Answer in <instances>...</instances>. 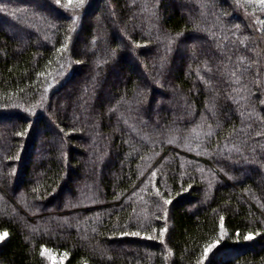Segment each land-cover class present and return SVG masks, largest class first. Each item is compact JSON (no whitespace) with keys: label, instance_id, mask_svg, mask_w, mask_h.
I'll list each match as a JSON object with an SVG mask.
<instances>
[{"label":"trees","instance_id":"obj_1","mask_svg":"<svg viewBox=\"0 0 264 264\" xmlns=\"http://www.w3.org/2000/svg\"><path fill=\"white\" fill-rule=\"evenodd\" d=\"M2 123L0 264H264V0H0Z\"/></svg>","mask_w":264,"mask_h":264},{"label":"rangeland","instance_id":"obj_2","mask_svg":"<svg viewBox=\"0 0 264 264\" xmlns=\"http://www.w3.org/2000/svg\"><path fill=\"white\" fill-rule=\"evenodd\" d=\"M117 14H119V12H118V10H117V8H115V16H117ZM101 15V14H100ZM99 18H100V16H99V13L98 14H95V15H93V16H90V17H88V20H90V21H92L93 23H96V24H98L99 26L101 25V22H100V20H99ZM99 38H100V35H99ZM83 46H82V49H84V50H86V49H88V47L85 45V44H82ZM90 49V48H89ZM95 60H97V59H95ZM147 70H149V69H147ZM75 83L73 82L71 85H70V91L72 90V89H74V91H71L70 93H69V95H65L64 97H62L61 99H60V103H59V105L56 107V110L57 109H59L60 111H62L63 109H64V107L67 105V104H70V103H72V101H74L75 99H77L78 98V96H79V91H77L76 90V86L74 85ZM79 90H80V88H78ZM156 96H159V95H157L156 94ZM160 97V96H159ZM74 111V110H73ZM154 113L153 114H155V110L153 111ZM5 125H6V123L4 124V123H2L1 125H0V132H3V129H2V127H5ZM61 146H58V148L59 149H61L60 148ZM63 151V149L61 150V152ZM60 152V151H59ZM87 170H88V166L86 165V166H84V168H83V172H87ZM73 184H75V181L73 182ZM64 197H65V199L67 198V194L66 193H64ZM46 255H47V257H48V260L51 262V264H62V262H63V259H62V257L61 256H56L55 254H53V253H51L49 250L48 251H46Z\"/></svg>","mask_w":264,"mask_h":264},{"label":"snow or ice","instance_id":"obj_3","mask_svg":"<svg viewBox=\"0 0 264 264\" xmlns=\"http://www.w3.org/2000/svg\"><path fill=\"white\" fill-rule=\"evenodd\" d=\"M72 2H73V0H68V3H69L70 5L72 4ZM79 3H83V0H79ZM6 236H7V233H2V234H0V240H3ZM251 238H252L251 235H247V236H245V239H251ZM46 251H47V250H45V252H46ZM208 251H210V249H206V250H205V255H207Z\"/></svg>","mask_w":264,"mask_h":264}]
</instances>
